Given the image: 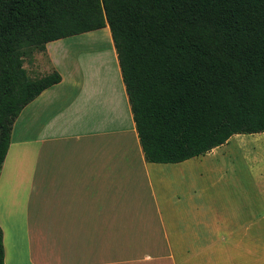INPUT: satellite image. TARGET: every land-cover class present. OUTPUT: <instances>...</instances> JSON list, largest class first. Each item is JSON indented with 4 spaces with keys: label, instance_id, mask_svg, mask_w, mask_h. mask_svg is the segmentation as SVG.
I'll list each match as a JSON object with an SVG mask.
<instances>
[{
    "label": "crops",
    "instance_id": "obj_1",
    "mask_svg": "<svg viewBox=\"0 0 264 264\" xmlns=\"http://www.w3.org/2000/svg\"><path fill=\"white\" fill-rule=\"evenodd\" d=\"M56 41L0 174L5 263L264 264V131L149 162L113 41Z\"/></svg>",
    "mask_w": 264,
    "mask_h": 264
},
{
    "label": "trees",
    "instance_id": "obj_2",
    "mask_svg": "<svg viewBox=\"0 0 264 264\" xmlns=\"http://www.w3.org/2000/svg\"><path fill=\"white\" fill-rule=\"evenodd\" d=\"M109 27L149 162L264 131V0H0V174L22 110L62 80L25 58ZM0 225V264L5 263Z\"/></svg>",
    "mask_w": 264,
    "mask_h": 264
},
{
    "label": "rangeland",
    "instance_id": "obj_3",
    "mask_svg": "<svg viewBox=\"0 0 264 264\" xmlns=\"http://www.w3.org/2000/svg\"><path fill=\"white\" fill-rule=\"evenodd\" d=\"M112 35L109 27H105L96 31L74 35L62 40H57V47L61 48H78L83 52L91 51L99 48H113L111 41ZM113 41V40H112ZM46 55L43 52L35 51L32 56L25 58V67L32 77H39L46 70ZM87 60H85L86 63ZM93 61H87L91 64ZM36 67V68H35Z\"/></svg>",
    "mask_w": 264,
    "mask_h": 264
}]
</instances>
